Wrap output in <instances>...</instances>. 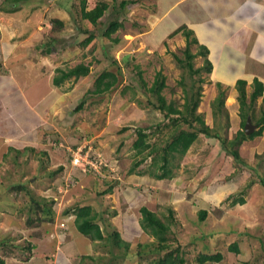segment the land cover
Wrapping results in <instances>:
<instances>
[{
    "label": "rangeland",
    "instance_id": "374dc122",
    "mask_svg": "<svg viewBox=\"0 0 264 264\" xmlns=\"http://www.w3.org/2000/svg\"><path fill=\"white\" fill-rule=\"evenodd\" d=\"M121 1L85 0L86 10L99 2L109 6L98 24L92 26L81 19L82 0H0V78L4 73L13 77L8 81L10 86L5 82L4 88L0 87V105L5 107L11 90L19 89L31 104L47 108L46 121L34 137L33 144L38 145L33 147L35 152H26L15 162V153L8 151L10 134L3 133L0 140V257L6 264H52L48 261L53 254H64L73 264H149L164 254L156 252L154 238L137 226L139 208L145 206L164 222L168 221V211L173 212L175 223L169 233V248H179L187 264H198L200 254L217 252L223 260L205 264H264V132L240 146L245 165L236 164L235 175L227 165L231 158L226 160L219 142L203 135L174 170L172 180L155 181L148 175L128 173L136 159L132 145L137 128L150 134L151 144L165 140L171 130L163 126L168 120L147 104L148 99L155 104V99L143 94L157 72L165 76L166 102H173L179 109L185 96L202 88L197 113L210 127L214 123L211 102L218 90L211 73L191 77L174 60L172 54L183 58L186 38L183 31L171 35L176 26L180 27L168 18L174 7L172 0H135L126 9L119 7ZM180 11L182 8L177 13ZM193 14L198 15V11ZM53 20L61 21L63 27L54 26ZM113 20L121 22L122 27L110 39L103 38L102 33ZM184 22L189 24L186 19ZM250 27L245 26L240 43H247L251 52L264 43L259 41L258 33L249 45L250 35L245 36ZM186 29L192 31L190 27ZM87 32H96L98 37L82 47L80 42ZM46 37L56 42L53 52L44 55L39 49ZM190 50L198 52L195 44ZM192 63L199 68L203 58L198 56ZM79 64L89 67L87 76L53 86L57 69L67 70ZM103 72L115 73L118 83L104 94H92L94 82ZM126 88L132 91L123 92ZM221 89L225 91L230 121L227 136L232 138L240 129L237 92L233 98L230 85L221 84ZM82 101V108L74 111ZM261 107L264 101L259 99L254 107L255 118L260 116ZM123 128L127 130L121 132ZM181 128L188 130L185 125ZM10 141L15 143L13 138ZM79 142L80 148L90 146L93 153H98L113 172L101 170L97 175L72 179L73 171L66 165L67 150L72 155L73 146ZM23 143L28 145L27 141ZM150 163L151 158L141 169ZM62 165L59 174L48 177ZM62 178L70 184L60 193ZM249 182L254 185L243 196L245 203L231 206ZM21 184L26 191L13 188ZM109 187V194L100 195ZM228 196L232 197L227 200ZM52 197L54 204L48 202ZM43 200H47L46 206L51 205L53 216L42 211ZM85 205L94 212H105L97 220L103 241L91 242L77 232L72 209ZM202 210L207 212L203 221L199 219ZM113 232L129 244L126 253L112 243ZM232 244L237 245V253L230 249ZM112 248L120 256L117 262L116 257L112 258Z\"/></svg>",
    "mask_w": 264,
    "mask_h": 264
},
{
    "label": "trees",
    "instance_id": "16d2710c",
    "mask_svg": "<svg viewBox=\"0 0 264 264\" xmlns=\"http://www.w3.org/2000/svg\"><path fill=\"white\" fill-rule=\"evenodd\" d=\"M134 1L135 0H123L119 4V7L121 9H126V6L132 4ZM85 5V0H82L81 19L87 21L92 26H96V24H98L99 20L104 16L109 8L108 4H106L105 2L97 3L91 10H86ZM53 25L62 28L64 24L59 20H53ZM121 27L122 23L118 20L111 21L105 31L102 33V37L110 39L111 35L116 33V31ZM179 31H183V36L186 38V43L182 51L183 58H179L175 54H172L176 63L182 69H185L191 77L200 75L202 72L210 74L212 71V67L208 59V49L205 46L199 44L198 40L195 37H191L193 33L191 30H187L186 26L182 25L178 27L171 35L174 36L178 34ZM84 35H86V38H84L80 42V45L82 47H87L98 37L96 32H87ZM112 41L116 42L117 40L114 39ZM55 42V38L46 37V40L44 44L42 43V48H40L39 51L43 52L44 55L51 54L53 52ZM193 44L197 46V53H192L190 50ZM198 56L203 58L204 64L199 68H194L192 62ZM88 74L89 67L83 64H79L67 70L57 69V76L53 77L52 84L53 86H60L66 80H69L71 78H74L76 80L80 77H85ZM199 82L203 83V80L200 79ZM117 83L118 78L115 73L103 72L94 82V89L93 91H91V93L96 95L104 94L110 91L112 87L116 86ZM142 83L143 86L146 84L144 82ZM246 87L247 82L243 79H239L235 83L234 88L237 92L236 100L238 103L240 129L234 134L232 138H228L227 132L230 128L229 114L225 107V91L221 89L220 83H216L218 93L211 102V111L214 118V123L213 126L210 127L205 123L202 115L197 113L202 97L200 92V89L202 88L198 87L196 92L191 93L190 96H185L183 104L181 105V109H179V107H177L173 102H166L163 96V90L166 88L165 76L161 72H157L150 87L145 88V92L143 94L147 95L148 93L152 98L155 99V104H153V101H151V99L147 100V104L153 106L155 110L159 111L161 115L168 120V124L163 126L169 127L171 130H169L170 132L166 136L165 140L163 139L158 144H151L149 142L150 134H148L145 129L137 128L136 140L132 145V149L134 151V156L136 157V159H134V161L132 162L128 173L138 176L148 175V177L154 179L155 181L172 180L174 178V170L179 168L180 162L182 161L190 147L198 140L199 135H203L206 138L214 139L219 142L222 151L225 153L226 160L227 158H231L230 162L227 160V165H229V169H231L229 171H232V168L234 169L232 174L235 175V165H245L239 153L240 146L248 140H253L256 137H260L264 132V107H261L259 117L255 118V115L253 114L257 100L263 95V83L259 79L255 78L250 85V92L247 91ZM130 89L132 91V88ZM130 89L126 88L123 90V92L125 90L130 91ZM82 106L83 101L80 102V104L74 109V111H79ZM248 117H250L251 122L254 123L257 127L250 135H246L244 133V125ZM217 118H219V120H217ZM182 125L187 126L188 130H183L181 128ZM126 130L127 128H123L120 131L125 132ZM81 145L82 142H79L77 145L73 146L71 151H75ZM37 146L38 145L36 144V148ZM58 146L60 148L63 147L60 144ZM33 147H35V145L27 146L22 149L10 146L8 147V151H12L15 153L14 161L16 162L15 158L21 156L22 154L26 152H35L36 149ZM67 152L69 157L68 162L70 164L72 156L70 150H67ZM150 158L151 163L145 170H142V165ZM63 168L64 166H60L54 172L48 173V177L59 174L63 170ZM77 171L78 173L73 174L72 179L77 180L80 176L88 174L97 175L92 171L86 174L79 172V170ZM108 171H110V168H103L104 173H107ZM261 183L263 184V180L261 181ZM252 185H254V182L247 183L241 190V196L238 199H233L231 201V206H235L236 204H244L245 200L243 196L246 194L247 190L252 187ZM13 188H18L19 190L21 189L26 191L25 186L22 184L14 186ZM53 190L57 191V187H53ZM139 190L142 191L143 189ZM111 191L112 187H109L100 195L109 194ZM231 197L232 196H228L227 200H229ZM48 199V202H50V204H54V197ZM46 202L47 200L44 202L42 211L49 214L50 216H53L54 214H52V211L50 209L51 205L46 206ZM38 204L39 203H36L35 205ZM139 212L141 216L139 225L142 231L154 238L156 252H158L159 254H164L163 256L157 258L149 264H187L186 258L179 251V248H169V233L171 232V225L175 223L173 220V212L171 210L168 211L169 215L167 222L162 221L154 212L150 211L145 206H141L139 208ZM69 213L67 212V214ZM104 213L105 212H94L91 206L85 205L72 209L71 214L74 216V226L77 232L87 238L89 241L96 242L103 241L105 239L102 233V229L97 223V220L102 218V214ZM206 216L207 212L205 210L199 212V219L201 221H203ZM110 237L112 238V243L115 245V247L124 248L125 253L129 250V244L121 239L119 233L113 232ZM230 249L233 252H238L236 244H232ZM111 252L113 260L116 257L115 261L117 262V260L120 259V256L114 253L115 251L113 250V248L111 249ZM139 253H136V255H138ZM123 255L125 259L129 258L126 254ZM84 258H86V256ZM222 260L223 256L218 252L214 254H200L196 258L198 264L214 262L218 263ZM0 264H5V260L1 257Z\"/></svg>",
    "mask_w": 264,
    "mask_h": 264
},
{
    "label": "crops",
    "instance_id": "0c3cea01",
    "mask_svg": "<svg viewBox=\"0 0 264 264\" xmlns=\"http://www.w3.org/2000/svg\"><path fill=\"white\" fill-rule=\"evenodd\" d=\"M172 5L174 6L171 8L173 14L169 13L168 18L171 17L175 26L178 24L186 26L184 20H188L189 24L186 27H190L199 44L208 49V59L212 67L211 75L216 78L217 83L230 85V97L235 98L234 86L237 80H245L248 89H250L253 79L257 78L263 83V95L259 99L264 101V44L250 52L247 43L245 45L240 43L246 25H251L245 36L247 38L250 35L249 45L258 33L260 34L259 41L264 43V0H172ZM185 5H187L186 8ZM181 8L182 11L177 13ZM197 11L198 15L193 14ZM179 19H181L180 23H178ZM177 28L178 26H176ZM9 79L13 80V77L4 73L0 78V87L4 88L5 82L10 86ZM250 90L248 91L250 92ZM11 91V96L6 99V106L2 108L0 105V123L3 127L0 130V140L4 137L3 133H9V145L14 147L15 144L27 141L28 145L23 144L32 146L35 142L34 137L46 121L47 108L40 109L31 104V100L28 101L24 96L25 93L21 94L19 89ZM42 98L38 101H41ZM234 106L235 104L233 107L231 106L232 109ZM4 121H8V123ZM11 138H13V143L15 141L13 145L10 141ZM7 143L4 142V145ZM24 145H20L18 149L27 147ZM66 165L70 168L69 162ZM75 173L78 171H73V174ZM137 226L140 227L139 223ZM133 229H135L134 225ZM67 235L69 234L67 233ZM50 259L48 262L52 264H73L71 259L64 254H58L57 257L53 254Z\"/></svg>",
    "mask_w": 264,
    "mask_h": 264
},
{
    "label": "built area",
    "instance_id": "2783aa9c",
    "mask_svg": "<svg viewBox=\"0 0 264 264\" xmlns=\"http://www.w3.org/2000/svg\"><path fill=\"white\" fill-rule=\"evenodd\" d=\"M81 147V146H80ZM78 147L75 151H72V158L70 161L71 171H77L86 174L90 171L99 174L103 168H110V164L104 161L98 153H93L90 146H82V148ZM80 148V149H79ZM94 151V149H93ZM95 152V151H94ZM70 182L69 180H65L60 186L62 190H59L60 193L62 191H66ZM61 227H64V224H60Z\"/></svg>",
    "mask_w": 264,
    "mask_h": 264
},
{
    "label": "water",
    "instance_id": "95a60500",
    "mask_svg": "<svg viewBox=\"0 0 264 264\" xmlns=\"http://www.w3.org/2000/svg\"><path fill=\"white\" fill-rule=\"evenodd\" d=\"M255 129L256 125L252 124L250 117H248L244 125V133L250 135Z\"/></svg>",
    "mask_w": 264,
    "mask_h": 264
}]
</instances>
